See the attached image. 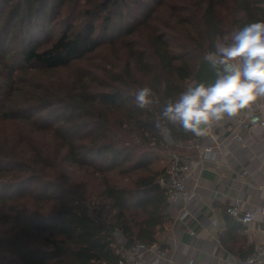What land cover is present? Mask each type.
<instances>
[{
    "label": "trees",
    "instance_id": "1",
    "mask_svg": "<svg viewBox=\"0 0 264 264\" xmlns=\"http://www.w3.org/2000/svg\"><path fill=\"white\" fill-rule=\"evenodd\" d=\"M171 1L0 0V123L19 127L0 135V264H120L122 249L158 244L170 220L157 183L166 171L154 164L197 138L162 108L218 40L264 20V0ZM62 17L64 29L50 34ZM104 47L111 58L74 81L27 79ZM145 86L154 103L140 109L135 93ZM157 121L171 129L167 138Z\"/></svg>",
    "mask_w": 264,
    "mask_h": 264
},
{
    "label": "crops",
    "instance_id": "2",
    "mask_svg": "<svg viewBox=\"0 0 264 264\" xmlns=\"http://www.w3.org/2000/svg\"><path fill=\"white\" fill-rule=\"evenodd\" d=\"M216 78V70L203 59L190 83L211 84ZM261 110L264 116V107ZM230 123L226 119L213 126L208 135L195 138L183 151L190 168L188 185L195 188V195L189 202L168 206L170 221L157 235L158 245L166 250L159 264H234L251 256L257 245H264L261 214L249 226L238 223L241 227L234 228L233 222H237L226 213V207L237 198L244 209H264V129L237 127L232 132ZM235 135L242 140L237 141ZM209 146H218L216 153L211 159H201ZM159 162L161 166L167 162L166 171L167 154ZM182 207L188 212L184 218Z\"/></svg>",
    "mask_w": 264,
    "mask_h": 264
},
{
    "label": "clouds",
    "instance_id": "3",
    "mask_svg": "<svg viewBox=\"0 0 264 264\" xmlns=\"http://www.w3.org/2000/svg\"><path fill=\"white\" fill-rule=\"evenodd\" d=\"M204 59L216 70L215 82L190 83L178 99L166 101L161 113L178 131L196 137L208 135L226 119L264 107V20L247 23L230 38L218 40ZM135 103L148 109L154 103L152 89L139 88ZM155 127L164 138L171 134L160 121Z\"/></svg>",
    "mask_w": 264,
    "mask_h": 264
},
{
    "label": "built area",
    "instance_id": "4",
    "mask_svg": "<svg viewBox=\"0 0 264 264\" xmlns=\"http://www.w3.org/2000/svg\"><path fill=\"white\" fill-rule=\"evenodd\" d=\"M262 108V107H261ZM261 108L248 111L246 114L238 118L230 120L228 129L236 132L237 127L250 131L253 127L258 126L264 129V116ZM237 141L242 138L235 135ZM191 143V142H190ZM190 143H182L177 146L180 148H188ZM218 146H209L204 149L200 158L211 159L216 153ZM168 167L165 175L157 178V183L165 190L167 201L170 204L177 202H189L194 198L195 188L188 185L189 165L187 159L178 151H171L167 154ZM184 218L188 212L182 207ZM227 215L243 226L252 224L261 214L264 217V209L259 212L243 208V201L239 198L232 201L226 207ZM122 260L120 264H159L165 258L166 250L162 249L158 244H146L138 242L128 249L121 250ZM264 259V245H257L251 256L246 259H239L234 264H261ZM192 264V262L190 263Z\"/></svg>",
    "mask_w": 264,
    "mask_h": 264
},
{
    "label": "rangeland",
    "instance_id": "5",
    "mask_svg": "<svg viewBox=\"0 0 264 264\" xmlns=\"http://www.w3.org/2000/svg\"><path fill=\"white\" fill-rule=\"evenodd\" d=\"M134 1L135 0H131V3H134ZM171 2L176 3L178 1L172 0ZM160 13L162 14L161 16L162 18H166L170 14L169 11L166 9V7H164ZM65 26L66 24H65L64 18L62 17L61 20H59L56 23V25L54 24L50 26V29H51L50 34H52V31L54 29V34L58 35L59 30L64 29ZM49 45H50L49 43L43 44L41 46V49L46 48ZM19 48L20 47H17V49ZM111 54L112 52L108 49V47H104L96 55H94V58L91 61L77 62L66 69L48 70L44 68H41V69L35 68L29 73L27 79L30 81L33 80V81H44V82H48L51 80H67L68 82H71V81H74L78 77V75L85 72V70L89 68L91 70H95L93 68L104 65L109 60V58H111ZM1 70H2V66L0 65V71ZM190 82L191 81L187 83V86L190 84ZM18 128H19L18 124L0 123V135H2L3 137H8V139H10V136H17L16 134H17ZM38 140H50V136L49 135L40 136ZM156 166H159V167H156ZM162 166L159 161H157L154 164L155 170H158L159 172L165 170L164 168H166L167 162L164 163V165ZM70 169H71L70 172H72L71 175H73L74 179H77L78 181L83 179V171L81 172V170H79L78 168H70ZM74 179L67 180V185H71ZM88 182H89V179H88Z\"/></svg>",
    "mask_w": 264,
    "mask_h": 264
}]
</instances>
